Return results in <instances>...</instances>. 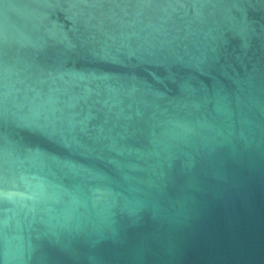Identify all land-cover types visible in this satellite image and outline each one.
<instances>
[{
	"label": "water",
	"instance_id": "obj_1",
	"mask_svg": "<svg viewBox=\"0 0 264 264\" xmlns=\"http://www.w3.org/2000/svg\"><path fill=\"white\" fill-rule=\"evenodd\" d=\"M0 264H264V0H0Z\"/></svg>",
	"mask_w": 264,
	"mask_h": 264
}]
</instances>
